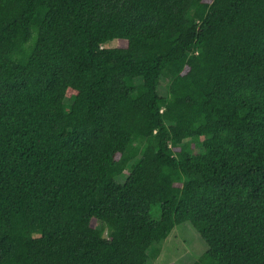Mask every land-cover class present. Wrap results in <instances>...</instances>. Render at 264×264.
I'll return each mask as SVG.
<instances>
[{
	"label": "trees",
	"instance_id": "16d2710c",
	"mask_svg": "<svg viewBox=\"0 0 264 264\" xmlns=\"http://www.w3.org/2000/svg\"><path fill=\"white\" fill-rule=\"evenodd\" d=\"M187 222L193 264H264V0H0V264H150Z\"/></svg>",
	"mask_w": 264,
	"mask_h": 264
},
{
	"label": "rangeland",
	"instance_id": "374dc122",
	"mask_svg": "<svg viewBox=\"0 0 264 264\" xmlns=\"http://www.w3.org/2000/svg\"><path fill=\"white\" fill-rule=\"evenodd\" d=\"M121 46L124 44L119 40L107 45L110 48ZM167 86L168 81L163 77L159 88L162 96L167 94ZM128 174L126 171L117 178V181L123 184ZM159 215V207H154L152 210L153 219L158 220ZM157 247L160 254L156 260L150 259V264H193L207 248L201 236L189 222L176 226L168 239Z\"/></svg>",
	"mask_w": 264,
	"mask_h": 264
}]
</instances>
